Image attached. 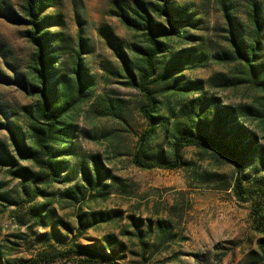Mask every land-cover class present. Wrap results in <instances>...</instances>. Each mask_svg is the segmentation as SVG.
Listing matches in <instances>:
<instances>
[{"label":"rangeland","instance_id":"obj_1","mask_svg":"<svg viewBox=\"0 0 264 264\" xmlns=\"http://www.w3.org/2000/svg\"><path fill=\"white\" fill-rule=\"evenodd\" d=\"M168 1L188 5L200 20L189 30L192 39L169 43L177 49L204 52L207 60L202 66L150 80L148 86L161 102V114L173 122L201 94L216 98L223 106L239 109V121L257 132L258 144L264 149L261 125L244 109L260 108L262 91L248 81L239 61L213 57L231 47L221 0ZM224 1L235 20L251 33V0ZM257 1L264 15V0ZM3 2L15 9L23 3ZM135 7V0H52L44 12L49 16L47 28L58 35L55 46L62 56L63 72H71L81 38L85 44L81 60L94 80L90 96L74 109L73 142L79 158L99 155L104 166L120 178L106 180L112 187L101 191L83 189L86 196L79 201L65 192L75 185L84 186L81 175L72 183L41 184L35 195L33 183L14 173L24 166L35 170L30 162L18 159L7 125L23 131L29 124L28 110L34 109L36 99L15 79L20 77L29 88L36 49L25 37L28 27L14 25L0 14V154L19 164L0 159V264L28 261L44 249L104 245L106 236H113L115 246L123 247L117 264H264L259 254L262 235L253 226L251 204L240 202L234 193L233 161L213 151L187 148L186 165L178 170H142L132 163L139 135L147 127L140 112L146 98L141 89L127 85L115 50L133 57L135 47L146 44L145 36L127 28L117 15L122 8ZM186 82H197L200 91H185ZM170 138L162 134L152 152L163 148L167 153ZM245 176L244 185L264 186V165L257 162ZM37 208L43 215L51 212L48 224L40 222ZM98 212L107 220L77 234L79 220L85 222ZM53 228L68 238L55 237ZM72 229L76 236L70 233ZM84 258L71 255L55 264H108L81 261Z\"/></svg>","mask_w":264,"mask_h":264},{"label":"trees","instance_id":"obj_2","mask_svg":"<svg viewBox=\"0 0 264 264\" xmlns=\"http://www.w3.org/2000/svg\"><path fill=\"white\" fill-rule=\"evenodd\" d=\"M22 1L17 9L7 2L0 4L1 15L14 25L30 29L25 32V37L36 49L29 71L32 81L29 88L22 83L20 77L16 76L15 79L16 83L27 88L28 93L36 99L34 109L28 110L29 124L23 131L16 127L14 129L11 123L7 125L13 133L14 150L18 159L30 162L35 170L24 166L14 173L25 178V182L33 183L35 195L39 193L41 184L51 186L56 182L72 183L81 175L84 186L75 185L65 195L74 200H83L86 196L83 189L101 191L112 187L106 180H120L113 175L110 168L104 166L99 155L89 156L88 159L79 158L80 153L73 142L76 129L74 109L79 102L90 96L94 85L93 77L81 60L85 44L80 38L79 50L73 57L74 66L69 74L64 73L63 64L59 63L62 56L59 48L55 46L58 35L47 28L49 16H44L52 0ZM135 1V8H122L117 15L127 28L143 34L146 44L135 47L136 54L133 57H128L118 48L115 50L122 62L127 85L141 89L146 98V104L140 107V112L146 119L147 127L139 135L131 155L132 163L142 170H178L186 165L184 150L187 148L213 151L233 161L236 171L234 193L240 202L251 204L253 226L262 235L259 254L264 260V186L244 185L245 171L257 162L264 165V149L258 144V134L239 121L238 108L223 106L216 98H209L204 94L194 99V104L185 106L180 119L171 122L169 116L161 114V102L156 100L148 86L150 80L156 75L169 77L185 67L204 65L207 60L204 52L177 49L169 43L182 38L192 39L189 30L196 28L200 20L196 18L197 12H191L192 8L188 5L168 0H153L148 3ZM248 6L251 33L242 28L228 11L225 1L221 0V8L229 25L231 47L213 57L223 62L239 61L245 68L248 81L262 91L260 108L244 106V109L246 114L259 121L264 134V15L257 0H251ZM3 11H6L5 14ZM174 81L177 83L179 80ZM200 88L197 82H186L183 87L187 92L200 91ZM162 134L171 137L168 152L165 153L160 148L153 153V146L158 143ZM0 159L19 165L13 158L2 154ZM35 213L40 222L49 223L47 217L51 212L43 215L37 208ZM106 220L102 212L92 215L85 222L81 218L77 234L80 235ZM53 230L55 237L68 238L57 234L55 228ZM70 233L77 235L74 229ZM104 240L105 244L100 246L78 244L75 248L44 249L30 260H20L18 264H55L71 255H85L87 258L81 261L90 263L117 264L122 245L116 247L113 236H106Z\"/></svg>","mask_w":264,"mask_h":264}]
</instances>
